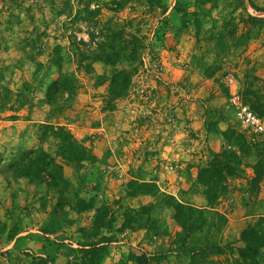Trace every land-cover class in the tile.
<instances>
[{
  "label": "rangeland",
  "instance_id": "1",
  "mask_svg": "<svg viewBox=\"0 0 264 264\" xmlns=\"http://www.w3.org/2000/svg\"><path fill=\"white\" fill-rule=\"evenodd\" d=\"M80 1L0 0V84L29 100L18 113L0 116V263L40 264L51 240L65 245L53 263L71 264L70 247L111 238L102 264H137L134 257L143 256L144 264H190L177 242L182 229L176 212L161 207L154 196L136 192L148 183L204 209L207 224L192 235L194 246H189L207 241L229 245L233 256L212 259L234 264L229 258H236L244 246L242 231L264 221V179L252 183L260 152L242 158L239 176L228 179L226 192L213 207L198 183V172L213 154L227 150L242 155L224 135L230 129L252 145H264V137L237 121L225 82L233 77L243 101L264 120V109L255 110L252 95H243L246 83L254 95L264 93V21L252 19L264 20V12H256L248 0H212L207 5L152 0L155 10L150 0H94L90 8L100 9L102 25L121 23L126 39L154 42L140 56H131L133 60L108 65L98 60L97 45L90 41L92 26L73 19L84 6ZM255 2L264 7V0ZM120 3L122 10L117 9ZM163 7H168L165 15ZM74 36L88 46L78 47ZM58 59L62 72L76 76L78 89L67 109L53 111L46 92L60 75ZM122 70L131 74V82L124 96L113 98L111 79ZM42 124L66 127L89 149L92 160L80 167L68 165L57 156L58 141L40 140L37 126ZM39 148L63 165L72 205L77 203L74 195L87 203L83 212L68 206L64 228L49 239L41 229L55 201L46 199L45 185L13 179L9 171L15 158ZM142 207L150 209L131 214L132 220L130 210ZM215 212L226 218L219 231Z\"/></svg>",
  "mask_w": 264,
  "mask_h": 264
},
{
  "label": "trees",
  "instance_id": "2",
  "mask_svg": "<svg viewBox=\"0 0 264 264\" xmlns=\"http://www.w3.org/2000/svg\"><path fill=\"white\" fill-rule=\"evenodd\" d=\"M15 1V0H12ZM94 0L80 1L84 5L74 15L73 19L76 21H83L92 26L90 33L91 43L97 45L96 52L99 55L98 60H102L108 65H119L126 61L133 60L131 56H139L144 49H150L154 46V42L150 41L147 37L133 40H128L124 37L126 31L123 29L121 23L104 24L102 25L97 19L100 15V9H91V3ZM256 0H248L250 6L256 12H264V7H259ZM154 5L152 8L155 10V1L150 0ZM212 0H199L203 5L211 4ZM118 10L124 8V3L117 4ZM163 15L167 13L168 7H163ZM71 16L73 11L70 9ZM255 21H264L263 19L252 17ZM70 39V38H69ZM72 39V37H71ZM78 47L88 46L84 40L77 39L76 36L72 39ZM137 41V44L135 43ZM149 42V43H148ZM131 50V51H129ZM127 54H130L127 56ZM139 58V57H138ZM128 59V60H127ZM59 61V62H58ZM55 63V66L60 69L59 77L49 85L46 96L48 102L55 110L67 109L71 102L75 99L78 89L77 78L74 74L62 72V63L60 59ZM131 82V74L127 70L117 72L111 79V95L113 98H120L124 96ZM250 83H246L243 95L252 98L249 99L254 109L260 111L264 109V93L262 95H254L250 90ZM29 100L23 94H17L7 86L0 84V116L5 112L18 113L24 108ZM15 117V116H14ZM39 138L41 141L55 139L58 141L57 156H60L68 165L73 167H80L83 163L91 161L93 156L81 142L75 139L72 133L63 126H55L51 124H42L37 126ZM228 141H233L240 148L242 155L236 153H229L227 150L220 154H213L209 163L202 166L198 172V183L204 188L205 196L211 207L217 205L218 200L226 192V182L231 177L239 176L241 172L239 167L242 164V158L249 156L255 150L260 152L257 157L259 161L253 166L254 178L252 183L256 186L264 179V145H257L249 143L246 137L237 131L230 129L225 134ZM264 144V142H263ZM259 146H262L259 149ZM16 159V160H15ZM9 166L11 171V178L20 179L22 177L29 179L35 185H45L46 199L50 196L54 201L53 209L50 213V218L42 227L41 232L49 239L50 235H57L64 228L66 224V216L68 215L66 208L72 206L74 210L83 212L86 210V202L83 199L76 198L77 203L75 207L72 205L69 197L71 192V184L65 178L64 167L56 158L42 148L24 152L21 157L15 158ZM156 190V191H154ZM136 191V190H135ZM142 195L154 196L160 203L161 207L172 208L176 212L177 223L182 229L178 235V244L185 254L190 256V264H217L212 258L218 256L235 254L234 250L229 245H220L207 241L203 246H194V243L189 242L193 234L201 231L207 224L208 218L204 209L196 208L191 205L184 204L178 201L174 196L163 193L154 185L142 183L138 186L137 191ZM150 207H142L139 211L130 210V218L135 220L131 214L139 215L149 211ZM215 224L218 226L219 231L221 225L226 222V218L219 212H215ZM151 220V217L148 218ZM255 225H250L241 233V241L244 246L237 250V257L229 258L234 264H262L264 255V221ZM127 227V223L124 228ZM143 225H138L142 228ZM99 228L95 226L94 229ZM88 232V231H87ZM113 239H102L98 242L82 243L78 248H69V255H72L71 264H102L108 254V244L113 242ZM48 252L46 258L40 257L38 259L40 264H54L58 248L64 247L63 243H55L54 241L47 240ZM62 242V241H60ZM192 243V244H191ZM190 245V246H189ZM137 264H144L146 258L134 257ZM227 263L229 261L227 260ZM2 264V263H0Z\"/></svg>",
  "mask_w": 264,
  "mask_h": 264
},
{
  "label": "built area",
  "instance_id": "3",
  "mask_svg": "<svg viewBox=\"0 0 264 264\" xmlns=\"http://www.w3.org/2000/svg\"><path fill=\"white\" fill-rule=\"evenodd\" d=\"M225 82L230 89L229 101L237 121L256 136L264 137V120L243 101L238 82L231 76H227Z\"/></svg>",
  "mask_w": 264,
  "mask_h": 264
}]
</instances>
